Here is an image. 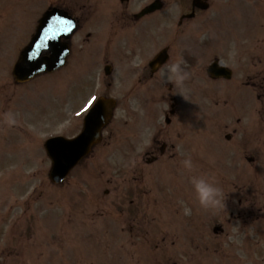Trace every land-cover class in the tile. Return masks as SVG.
I'll return each mask as SVG.
<instances>
[{
    "label": "flooded vegetation",
    "instance_id": "obj_1",
    "mask_svg": "<svg viewBox=\"0 0 264 264\" xmlns=\"http://www.w3.org/2000/svg\"><path fill=\"white\" fill-rule=\"evenodd\" d=\"M5 1L9 5L39 6L44 13L52 11L51 40L54 42L60 36L69 49L64 69L89 72L90 94L84 106H90L97 93L98 96L113 93L118 107L131 109L132 143L141 149L142 155L128 169H116L117 179L108 180V186L97 188L101 198L98 203L91 201L97 208L92 213L96 221L112 218L108 215L113 212L125 226L122 230L136 235L138 232L131 223L141 214L151 215V222L156 225L159 218L161 223L157 226H163L159 227L161 230L167 227L166 219L172 215L168 209L184 215L182 205L174 207V200L182 198L169 200L166 197L169 191L158 189L156 180L164 174L179 179L186 170L182 161L199 151L201 139L197 130L202 101L225 114L218 125V139L237 158V163L231 164L233 170L254 167L259 162L258 150L264 153V131L258 137L254 133L251 136L248 121L252 115L254 122L264 127V0H256L258 3L252 5L248 4L250 0H201L195 7L194 0ZM34 23L27 27L31 30L24 35L26 43L37 30L38 23ZM8 27L7 24L0 27L2 38H7ZM159 54L166 60L165 64L181 63L189 73L184 85L175 88L166 73L157 72L158 66L165 65L155 60ZM213 65L227 68L229 79L211 76L209 70ZM221 84L231 87V91H223ZM114 122L104 130L103 140L93 148L92 154L104 144L106 137H113ZM80 128L78 123L74 129ZM256 140L257 150L251 146ZM92 170L96 174L100 171L96 166ZM233 170L231 183H223L239 191L248 184L235 185ZM154 174L156 180H153ZM102 175L101 172L97 177ZM240 194L238 204L255 203L243 190ZM111 195L114 196L113 210L106 203ZM181 202L184 203L183 199ZM262 213L259 209L239 212L237 217L233 212L230 215L243 226L242 236H248V222L257 224L260 232L264 228ZM82 224L85 229L89 227L87 221ZM219 226L221 231L215 235H224L225 223ZM96 229L102 228H91ZM161 246L164 248L160 249ZM258 246H261L259 242ZM154 249L166 255L169 251L161 240L153 245ZM61 252H65L66 258L70 256L68 251ZM101 255L83 252L81 260L66 259L56 264H113L95 259ZM57 257L64 258V255ZM159 264L169 262L161 260Z\"/></svg>",
    "mask_w": 264,
    "mask_h": 264
},
{
    "label": "rangeland",
    "instance_id": "obj_2",
    "mask_svg": "<svg viewBox=\"0 0 264 264\" xmlns=\"http://www.w3.org/2000/svg\"><path fill=\"white\" fill-rule=\"evenodd\" d=\"M7 1L15 3L16 0ZM2 4L7 7L0 6V27L7 24L9 34L2 38L0 33V264L63 263L61 260H81L83 252L101 253L95 259L113 264H159L161 260L169 264H264V228L260 232L257 224L250 221L246 225L248 236H242L239 232L243 226L230 215L233 212L237 217L239 212L259 209L264 212V153L258 150L259 162L254 167L243 166L240 171H234L231 164L237 163V158L228 153L218 139V125L225 114L210 110L204 101L197 130L200 149L190 156L193 170H185L179 179L164 174L157 184L158 189L169 191L166 194L169 200L180 194L184 201L174 200V207L182 205L184 215L177 214L176 209H168L172 215L166 219L167 227L163 230L159 228L163 226H157L160 219L157 225L153 224L151 215L141 214L131 223L138 232L136 235L123 231L125 226L113 212L108 215L113 219L96 221L97 218H92L97 208L91 201L98 203L101 198L97 188L108 186V180L117 179L116 169H128L127 166L139 162L142 155L141 149L131 144L134 134L131 133L130 109L119 111L118 121L111 128L113 137H106L104 144L73 171L68 182L52 185L48 178L51 161L44 142L57 134L71 133L69 119L79 112L78 107L90 94L89 72L62 70L17 85L12 77L13 65L27 42L24 35L31 30L27 27L35 24L42 10L39 6L9 5L0 0ZM221 86L223 91L232 89L225 84ZM8 112L17 114V125L7 126L5 114ZM195 118H198L197 113ZM248 127L254 137L264 131L262 124L256 126L251 115ZM256 142L258 140L251 143L255 150L258 149ZM95 166L100 169L97 174L92 170ZM231 170L235 185H248L239 191L231 184L224 186L223 181L226 185L231 183ZM101 172L103 175L98 178ZM193 175L203 176L223 189L225 206L222 209L206 210L199 205L190 182ZM156 179L154 174L153 180ZM242 190L254 204H238ZM113 201L111 195L106 202L112 210ZM228 220L232 221L228 223ZM85 221L89 229L84 228ZM223 223L225 234L217 237L212 231ZM160 240L161 244L168 245L167 255L153 250V245ZM62 250L68 251L70 258H66ZM62 254L64 258L57 257Z\"/></svg>",
    "mask_w": 264,
    "mask_h": 264
},
{
    "label": "water",
    "instance_id": "obj_3",
    "mask_svg": "<svg viewBox=\"0 0 264 264\" xmlns=\"http://www.w3.org/2000/svg\"><path fill=\"white\" fill-rule=\"evenodd\" d=\"M50 12L41 20L37 35L21 54L16 63L13 76L17 82H27L38 75L50 73L63 66L67 52L62 49L60 42L54 47L50 42ZM49 36V38L47 37ZM43 49L52 51L50 57H40ZM113 100L100 99L87 116L85 130L76 139L55 138L45 144L46 151L52 160L49 174L51 181L59 184L64 181L71 170L88 155L92 146L100 140L101 129L110 121L114 109Z\"/></svg>",
    "mask_w": 264,
    "mask_h": 264
},
{
    "label": "clouds",
    "instance_id": "obj_4",
    "mask_svg": "<svg viewBox=\"0 0 264 264\" xmlns=\"http://www.w3.org/2000/svg\"><path fill=\"white\" fill-rule=\"evenodd\" d=\"M157 72L166 73L169 82L174 83L175 88L184 85L189 78V73L182 67L178 61L176 63H167L163 66H158ZM174 88V90H175ZM15 113L8 112L5 114V123L8 127H13L18 124ZM183 167L191 172L194 168V162L189 156L182 161ZM194 189L199 205L206 210L222 209L224 204L223 189L217 186L214 182L203 176L193 175L190 180Z\"/></svg>",
    "mask_w": 264,
    "mask_h": 264
}]
</instances>
